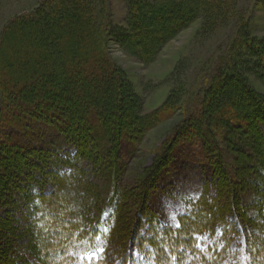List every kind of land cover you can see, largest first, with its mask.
I'll return each instance as SVG.
<instances>
[{"label":"trees","instance_id":"1","mask_svg":"<svg viewBox=\"0 0 264 264\" xmlns=\"http://www.w3.org/2000/svg\"><path fill=\"white\" fill-rule=\"evenodd\" d=\"M126 1V25L109 34L145 64L198 15L201 33L220 25L222 7L213 0ZM93 6L49 0L35 17L19 15L0 32V206L21 209L28 220L16 229L9 213L0 217V264H22L9 245L16 231L30 233L27 248L38 251V263L27 264H66L77 247L97 240L102 259L91 264H126L145 244L157 247L155 264H222L234 235L244 238L241 264H264V95L241 70L264 66V40L239 30L203 95L132 189L121 181L127 161L146 131L178 110L179 95L172 90L158 109L136 113ZM225 151L236 154L233 171ZM183 186L194 192L182 196L181 226H158L162 214L151 203ZM246 192L249 207L242 204ZM129 205H136L132 217ZM197 235L216 239L202 251Z\"/></svg>","mask_w":264,"mask_h":264},{"label":"rangeland","instance_id":"2","mask_svg":"<svg viewBox=\"0 0 264 264\" xmlns=\"http://www.w3.org/2000/svg\"><path fill=\"white\" fill-rule=\"evenodd\" d=\"M49 0H0V32L5 24L13 18L23 15L35 17L36 9L42 3ZM94 7V22L100 30H105L106 53L111 62L118 67L134 93L138 103L136 113L144 115L158 109L166 100L172 90H177L179 95L178 110L168 119L163 120L155 127L146 131L137 151L128 159L126 170L121 177L122 184L134 189V182L139 183L146 175L147 168L156 160L161 145L172 132V129L192 111L196 99L203 95L210 79L214 73L216 62L220 56L227 54L228 47L240 35L239 30L243 29L248 38L264 40V0H213L217 6L222 7L218 13L219 27L208 33H201L200 28L203 22V15H198L187 27L181 29L173 38L166 42L155 59L151 63H143L138 56L130 54L121 48L116 36L113 33L115 27H124L127 17L126 0H92ZM152 3H163L169 0H146ZM50 3V2H49ZM47 9V8H46ZM113 29L110 34L109 30ZM242 34V33H241ZM236 45V44H235ZM243 51L242 46H238ZM251 63L257 64V59L252 58ZM264 67V66H263ZM263 67L242 68L243 75L251 88L264 95V79L259 73L264 72ZM224 147V145H222ZM225 160L231 170H234V158L236 154L225 151ZM191 186H183L174 189L172 195L165 199L155 197L150 207L156 211L160 209L163 221L158 226L173 225L176 221V214L187 211L183 206L182 196H192L194 189ZM47 186L46 191H50ZM139 191V190H138ZM173 192V191H172ZM61 193V192H60ZM179 193V195H174ZM242 204L246 207L251 205L253 200L252 192L243 193ZM174 196V197H173ZM167 201V202H166ZM136 205H129L127 214L134 215ZM5 212L14 217L16 229L20 226L26 228L28 220L22 215V210L11 212L0 206V217ZM249 212L252 209L249 208ZM160 214V216H161ZM217 232L219 230L217 229ZM5 234V233H4ZM30 233H16L9 238L12 246L11 255L23 256L22 264L38 263V251L27 248ZM216 236V235H215ZM216 237L196 236V247L204 251ZM36 240V239H34ZM244 238L241 235H234L228 248V257L222 260V264H241L245 258ZM5 243V242H4ZM3 243V244H4ZM26 245V247H24ZM199 245V246H197ZM104 249L100 240H97L89 247L79 246L75 250L76 257L72 261L66 260V264H81L82 255L91 251ZM157 247L145 244L140 249L132 250L126 264H155L153 253ZM26 260L27 263L24 262ZM116 262V261H115Z\"/></svg>","mask_w":264,"mask_h":264},{"label":"snow or ice","instance_id":"3","mask_svg":"<svg viewBox=\"0 0 264 264\" xmlns=\"http://www.w3.org/2000/svg\"><path fill=\"white\" fill-rule=\"evenodd\" d=\"M180 226L181 225L178 221H174V223H173L174 228L178 229ZM221 235H222V233H221ZM97 239H98V237H97ZM197 246H199V245H197ZM103 251H104L103 249H99V252H103ZM81 259H87L89 261V264H91V262L93 260H99V259H102V257L97 254V251H91V252L83 254Z\"/></svg>","mask_w":264,"mask_h":264}]
</instances>
